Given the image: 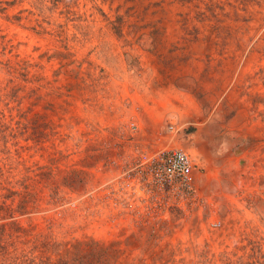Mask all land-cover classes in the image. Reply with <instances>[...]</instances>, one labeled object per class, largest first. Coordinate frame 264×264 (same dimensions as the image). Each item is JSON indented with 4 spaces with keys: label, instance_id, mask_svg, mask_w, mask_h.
<instances>
[{
    "label": "rangeland",
    "instance_id": "374dc122",
    "mask_svg": "<svg viewBox=\"0 0 264 264\" xmlns=\"http://www.w3.org/2000/svg\"><path fill=\"white\" fill-rule=\"evenodd\" d=\"M0 264H264V0H0Z\"/></svg>",
    "mask_w": 264,
    "mask_h": 264
},
{
    "label": "built area",
    "instance_id": "2783aa9c",
    "mask_svg": "<svg viewBox=\"0 0 264 264\" xmlns=\"http://www.w3.org/2000/svg\"><path fill=\"white\" fill-rule=\"evenodd\" d=\"M149 157L141 163L142 172L151 174L152 184L161 198H174V195L181 196L182 192L193 193V160L185 150L173 148Z\"/></svg>",
    "mask_w": 264,
    "mask_h": 264
}]
</instances>
